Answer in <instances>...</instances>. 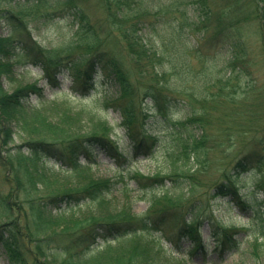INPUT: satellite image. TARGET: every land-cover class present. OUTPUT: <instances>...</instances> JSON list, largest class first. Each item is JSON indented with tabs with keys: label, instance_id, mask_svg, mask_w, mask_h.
I'll return each instance as SVG.
<instances>
[{
	"label": "trees",
	"instance_id": "16d2710c",
	"mask_svg": "<svg viewBox=\"0 0 264 264\" xmlns=\"http://www.w3.org/2000/svg\"><path fill=\"white\" fill-rule=\"evenodd\" d=\"M41 1L47 0H34L32 4ZM59 1L67 5L71 22L78 26L64 46L48 49L31 40L11 48L6 39L0 38V146L11 142L14 127L23 136L37 135L27 140L26 153L18 151L12 158L4 157L0 148V163L7 173L6 184H0V243L14 240L8 249L9 257L16 262L13 264H18L15 258L21 254L32 255L28 244H35L36 251L53 247L64 256L59 264H102L100 257L108 250L91 256L98 239L123 242L132 234L144 236L150 232H161L177 247L187 240L202 248L200 227H195L186 215L203 212L207 203L218 198L229 199L233 206L249 205L240 194L237 180L244 172H257V166L261 171L264 164V0H228L219 13L208 5H200V12L188 18L192 23L188 30L202 31L201 38L180 31L171 20L154 21L157 8L153 4L159 5L160 0H101L106 20L113 27L106 32L105 40L75 0ZM251 21L257 27L258 53L252 55L243 47L236 55L234 45L227 48L224 56L223 49H213L215 55L201 50L198 52L202 69H193L190 51L210 39L213 23L218 27L214 37L230 46L234 38H243V25ZM165 38H169L167 44ZM173 44L176 48H169ZM14 51L16 58L32 60L26 65L39 67L51 83L58 73L72 77V88L82 97L91 95L100 73L105 80L114 82L118 91L114 96L103 95V102L93 110L64 109L54 115L39 114L29 103L33 94L42 95L36 84L19 88L10 96L2 88V78L11 74ZM117 57L130 58L134 68H125ZM249 57L257 62H249ZM254 67L262 70V84L253 77ZM110 109L124 117L120 127L125 131L126 150L121 149L118 136L115 138L116 128L100 112ZM174 113H181L185 120L171 126ZM151 116L160 117L171 128L166 144L171 166L165 173L138 176L137 190L149 195L147 212L134 213L126 201L113 213L72 216L57 230L54 228L59 224L53 221L50 210L47 212L45 203L35 206L34 215L36 228L41 227L37 233H44L42 227L45 232L49 227L43 239L22 233L12 214L11 197L20 194L25 182L33 184L40 177L30 166L37 163L42 168L41 162L53 160L62 170L77 174L85 166L81 160L86 168H91L98 164L100 156H106L118 165L119 172L130 173L136 157L152 159L157 151L149 147L151 136L146 125ZM216 168L219 177L205 181L204 176ZM261 178L264 181L263 174ZM109 183L87 184L83 190L64 193L51 201L71 207L72 203L87 200L97 202L99 207L107 203L102 193L110 190ZM258 187L264 196V184L259 183ZM156 190H163V196L157 197ZM258 212L252 213L253 229L247 236L252 239L249 247L253 254L259 247L264 248V218ZM57 215L61 220L67 219L65 212ZM213 233L221 252L238 250L242 245L239 239L230 241L232 236L227 230ZM138 243L122 264H159L152 256L151 246Z\"/></svg>",
	"mask_w": 264,
	"mask_h": 264
},
{
	"label": "rangeland",
	"instance_id": "374dc122",
	"mask_svg": "<svg viewBox=\"0 0 264 264\" xmlns=\"http://www.w3.org/2000/svg\"><path fill=\"white\" fill-rule=\"evenodd\" d=\"M24 1L0 0V38L6 39L11 48L14 45L23 44V42L31 40L48 49L64 46L73 31L78 27L74 25L73 21L71 22L67 5L59 0L41 1V3L36 5L32 4L34 0H29L27 3ZM75 1L88 16L90 22L97 28L96 30L100 33V37L105 40L106 32L109 29H113V27L106 20L104 10L100 6L101 0ZM149 1L150 3L152 2V0ZM228 3V0H160L159 5L157 3L153 4L157 8L154 11L156 14L153 20L156 22H160L161 19L171 20L177 23L180 31L184 33L189 31V33H194L195 38H201L202 31L188 30L192 24L188 21V18L192 19L194 12L196 14L200 12V5H208L219 13L223 11ZM216 28L215 23H213L211 26L212 31L210 30V39L201 43L199 49L190 51L191 54L189 56L195 71L202 69V60L199 53L201 50L203 53L215 55L213 49H223L221 51L223 56L227 48H233L234 46L233 54L236 55L243 50V47L250 50L252 55H254L253 52L255 54L259 52L256 35L257 27L252 21L244 23L243 38H234L230 42V46H224L222 38L214 37L215 32H217ZM156 33L160 36V31ZM161 33L163 34L164 32L161 30ZM216 36L218 35L216 34ZM165 42L167 44L169 38H165ZM172 46L176 48V44L170 45L169 48H172ZM169 56H171V53H169ZM117 60L125 68H134V63L128 57H117ZM26 61L32 60H26L24 57L16 58L14 51V54L11 55V74L2 78L1 85L4 92L10 96L19 88L28 84H36L42 89V97L38 94H33L29 103L30 107H32L31 109L39 114L47 113L54 115L56 111L60 112L64 109H69L71 112L82 109L93 110L96 109L97 104L103 102V95L114 96L116 91H118V86L112 81L105 80L100 73L99 81L95 85V88L91 90V95L82 97L73 90L74 80L72 77L67 74H57L56 80L51 83L44 78L43 71L39 67L31 64L26 65ZM248 61L252 63L257 62L253 57H249ZM187 69L188 72L192 71L190 66ZM254 71V79L262 84V70L259 67H254ZM183 89L181 88V90ZM100 112L104 115L103 117L108 121V124L116 128L115 138L118 136V143L121 149L126 150L125 131L123 127H120L122 126L121 122L124 120V117L120 112L113 109H110L108 112ZM182 117L181 113H174L172 118H170V125L173 126V124L185 120V117ZM146 129L147 134L151 136L149 147L157 151L154 153L152 159L143 156L140 158L136 157L137 159L133 161L132 172L130 173L119 172L118 165L106 156H100L98 164L91 168H86V164L81 160V164L85 166L83 171L77 174H70L68 171L62 170L53 160L41 162L42 166H40L42 168L36 162L35 167L30 166L31 170L39 172L40 177H36L33 180V184L25 182L24 188L19 191L20 194L18 193L15 198L11 197L14 206L12 214L18 221L19 229H21L22 233L43 239L42 235L48 232L49 227L46 228V232L45 227H42L44 233H37V231L41 230V227L36 228L34 215H36L35 206L45 203L48 206L47 212L50 210L49 214L54 216L53 221L59 224L54 228L57 230L64 223L70 222V217L72 216L83 217L89 215L91 212L98 211L113 213L118 211L126 201L130 202V208L134 213L144 214L147 212L149 209V202L147 201L149 195L137 190V184L140 180L138 176H153L157 172L165 173L170 168L171 164L169 158H167L168 150H166V144L171 136V128H167L160 117L151 116L148 119ZM34 137H37V135L23 136L22 134H18V129L14 127L11 142L6 146H0L3 150L2 155L12 158L14 156L13 153L18 151L26 153L28 149L27 140ZM255 169L257 172H244L237 180L240 194L243 196L244 201H248L249 205L245 207L233 206L229 199L218 198L211 203H207L203 212L186 215L187 220H193L195 227H200L203 241L202 248L193 245L191 241L187 240H183L180 247H177L161 232H150L144 236L132 234L123 242L98 239V243L92 248L94 252L91 256L108 250L100 257L102 264H122L124 263L123 261L128 260L127 258L133 248L139 245L138 242H142L148 243L151 246L153 250L152 256H154L159 264H264V248L259 247L257 254H253L252 249L249 247L252 239H248L247 237L248 233L253 229L252 213L259 210L258 215L264 218V196L262 190H260L261 188L258 187L259 183L261 185L264 184V181H261V176L262 174L264 175V164H262L261 171L259 166ZM216 170L217 168L212 170L210 174L208 172V175L204 176V180L211 181L217 179L219 175ZM6 177L5 168L0 163V184H6ZM198 179L201 181L202 177L200 176ZM94 182L101 184L110 182L108 184L110 190L102 193L107 203L99 207L97 202L90 203L91 201L87 200H80V203H72L71 207L66 206L67 204L64 203H60L58 206V201H51L52 199L62 197L64 193L83 190V187H86L87 184H94ZM156 191L157 197L163 196V190ZM109 200L110 203H108ZM209 204L211 205L207 206ZM64 212L67 215L65 217L67 219L61 220L57 214H64ZM73 212H75V215L72 214ZM214 230L216 233H223L227 230L230 233V237L232 236L230 241L235 239L241 240V247L238 250L221 252V247L217 244L216 237L214 236L215 233H213ZM11 241L13 242L14 240L9 238L0 243V264L16 263L9 257L10 254L8 253ZM27 246L30 251L33 250L31 252L32 255H19L15 258L18 264H59L63 262L64 256L57 253L53 247L49 250L48 247H45L44 251H42V248H38L36 251L35 244L33 247H30V244Z\"/></svg>",
	"mask_w": 264,
	"mask_h": 264
}]
</instances>
